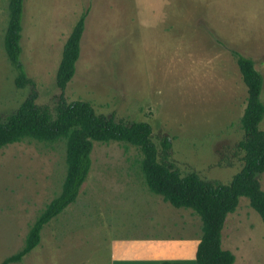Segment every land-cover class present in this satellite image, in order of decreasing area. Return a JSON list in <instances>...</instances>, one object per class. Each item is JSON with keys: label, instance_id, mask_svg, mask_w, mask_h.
Returning a JSON list of instances; mask_svg holds the SVG:
<instances>
[{"label": "rangeland", "instance_id": "374dc122", "mask_svg": "<svg viewBox=\"0 0 264 264\" xmlns=\"http://www.w3.org/2000/svg\"><path fill=\"white\" fill-rule=\"evenodd\" d=\"M85 11L75 71L61 91L55 74L62 47ZM8 13V0H0V119L31 91L14 84L3 46ZM20 45L38 105L52 108L62 92L68 102H90L97 114L148 122L158 148L169 137L181 174L227 184L242 167L235 148L246 86L233 52L253 59L264 103V0H24ZM259 127L264 131V117ZM90 157L76 200L43 226L39 244L18 264L85 263L95 233L123 223L165 236L199 229L190 209L149 190L136 147L95 142ZM65 173L62 142L0 148V262L21 248ZM259 182L264 190V172ZM221 246L234 255L232 264H264V224L246 197L226 215Z\"/></svg>", "mask_w": 264, "mask_h": 264}, {"label": "trees", "instance_id": "16d2710c", "mask_svg": "<svg viewBox=\"0 0 264 264\" xmlns=\"http://www.w3.org/2000/svg\"><path fill=\"white\" fill-rule=\"evenodd\" d=\"M23 1L8 0L3 46L17 72L15 86L31 85V91L16 110L0 119V148L29 140L48 144L62 142L66 173L59 193L45 204L29 225L21 248L4 257L0 264L21 261L39 244L43 226L76 200L91 167L90 154L95 142H118L136 147L140 152L136 162L140 163L149 190L172 206L190 209L198 216L200 233L195 264H232L234 255L221 246L222 227L226 215L236 209L239 197L248 199L249 206L264 224V190L259 182V175L264 172V131L259 127L264 117V103L260 97L263 76L255 68L253 59L233 52L246 86L245 107L239 118L242 138L235 148L242 154V167L227 184L204 180L194 171L181 174L170 159L169 137H163L158 148L148 122H127L97 114L90 102L80 99L68 102L62 92L52 108L38 105L34 81L27 77L20 59ZM86 13L79 16L62 47L55 74L56 86L61 91L75 71ZM161 264L183 263L164 261Z\"/></svg>", "mask_w": 264, "mask_h": 264}, {"label": "crops", "instance_id": "0c3cea01", "mask_svg": "<svg viewBox=\"0 0 264 264\" xmlns=\"http://www.w3.org/2000/svg\"><path fill=\"white\" fill-rule=\"evenodd\" d=\"M146 226L144 230L133 227L130 229L131 226L128 223H123L116 225L113 230H108L107 233L97 231L93 237L96 241L89 243V246L91 244L95 245L94 249L89 250L85 263H78L161 264L164 261L183 264L196 263L199 229H191V231L183 234L165 236L157 233L159 229L154 230L151 228L152 225H149L151 230H147ZM138 229L141 231L138 232ZM161 229H163V226Z\"/></svg>", "mask_w": 264, "mask_h": 264}]
</instances>
